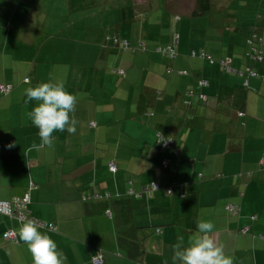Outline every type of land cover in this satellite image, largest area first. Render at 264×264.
Here are the masks:
<instances>
[{"label": "crops", "instance_id": "0c3cea01", "mask_svg": "<svg viewBox=\"0 0 264 264\" xmlns=\"http://www.w3.org/2000/svg\"><path fill=\"white\" fill-rule=\"evenodd\" d=\"M207 5L0 0V84L12 87L0 95V201L28 194L30 215L55 227L38 230L63 264H92L97 252L103 264H180L172 245L187 246L199 219L233 264H264V0ZM175 35L173 58L157 52ZM57 81L76 97V132L54 131L52 147L27 152L41 140L25 89ZM105 194L119 200L90 202ZM20 223L0 214V264H33Z\"/></svg>", "mask_w": 264, "mask_h": 264}, {"label": "clouds", "instance_id": "9594fccd", "mask_svg": "<svg viewBox=\"0 0 264 264\" xmlns=\"http://www.w3.org/2000/svg\"><path fill=\"white\" fill-rule=\"evenodd\" d=\"M25 96V104L32 100L38 102V106L26 115L39 129L41 140L40 144L33 142L27 152L39 151L45 146L52 147L54 131L66 129L70 134L76 132L77 121L69 115L75 111L76 97L66 91L62 82H42L28 87ZM13 146L8 145L9 148ZM152 186L156 190V186ZM38 227L34 220L26 218L18 229L19 239L27 245L33 264H63L62 253L57 251L56 243L47 234H42ZM213 228L211 221L197 220L198 232L188 240L187 246H183V241L172 245L173 261H179L180 264H233L223 246L218 245L210 235Z\"/></svg>", "mask_w": 264, "mask_h": 264}, {"label": "built area", "instance_id": "2783aa9c", "mask_svg": "<svg viewBox=\"0 0 264 264\" xmlns=\"http://www.w3.org/2000/svg\"><path fill=\"white\" fill-rule=\"evenodd\" d=\"M177 36L175 35L173 38H172V42L170 45L164 47V48H161V49H158L157 52H159L160 54L162 55H165L169 58H173L176 53H175V46H176V43H177ZM113 44L122 48V49H127L128 48V44H127V41L126 40H121V39H118V38H113ZM135 50V49H134ZM132 49V51H134ZM137 50H140V51H143L144 50V47L143 46H139L137 48ZM192 57H199V58H202V59H207L210 61V63H213V60L210 56H208L207 54H205L204 52H199V53H196L194 51L191 52L190 54ZM247 57L253 61V62H261L262 60V57L260 54H257L255 53L254 51L250 52L247 54ZM219 66L221 67L222 70L226 71V72H230L231 69H230V61L229 60H221L219 62ZM245 74H247V76H251V75H255L251 69L248 67L245 69ZM197 87L198 88H202L203 86L206 85V82L203 81V80H200L197 82ZM245 86H247V83H245ZM12 87L11 85H6V84H0V95L4 96V95H8L11 91ZM193 91H189L188 94H187V97H192L193 96ZM196 98L198 99V101L200 103H203L205 101V96L203 94H196ZM242 115V114H239V116ZM158 143L160 145V148L161 149H167V148H171L173 149L174 151V154H176V150H175V144L172 140H169V139H164L162 137L159 136V139H158ZM167 161H164L163 162V166L166 167L167 166ZM110 170L111 171H115V165L114 164H110L109 166ZM155 185V184H154ZM156 186V189H157V185ZM151 190H155L152 186V184L150 185H147L145 186L143 189H142V192H139V193H135V192H130L131 194H135V196H140V193H150ZM172 190L169 189L167 190V194H171ZM108 195V194H106ZM30 202V199H29V196L28 194H25L23 195L22 197H14V198H11L10 200H5V201H0V214L3 215V216H6L8 218H11V219H15V220H18V221H23L25 220L26 218L27 219H32L36 222V224L39 226L38 228L40 229H47L49 231H55V227L51 224H46V223H42V222H39L38 220L32 218L30 216V212L28 211V204ZM230 210H232V207L229 208ZM108 215V214H107ZM241 233L244 234L246 231H247V228H242L241 230ZM3 238L8 240V241H13L15 240V236L12 232H6L4 235H3ZM104 260H103V256L101 253H97L96 255L93 256V258L91 259V263L92 264H103Z\"/></svg>", "mask_w": 264, "mask_h": 264}, {"label": "trees", "instance_id": "16d2710c", "mask_svg": "<svg viewBox=\"0 0 264 264\" xmlns=\"http://www.w3.org/2000/svg\"><path fill=\"white\" fill-rule=\"evenodd\" d=\"M203 9H199L197 12L198 13H202L203 11H207V9H208V5H207V0H206V6H203L202 7ZM167 191V190H166ZM117 200H119V198H118V196H113V195H110V194H108V195H102V196H94L93 197V199H91L90 200V202H105V203H114L115 201L117 202ZM29 205V204H28ZM27 208H28V206H27ZM28 211H29V209H28ZM30 212V211H29ZM108 214L109 213V209L108 210H106L105 211V214ZM31 216V215H30ZM6 217V216H5ZM32 217V216H31ZM8 218V217H7ZM33 218V217H32ZM11 219V218H10ZM15 220V219H14ZM18 221V220H17ZM20 222V221H19ZM45 230H47V229H45ZM49 231V230H48ZM53 232V231H52ZM97 253H101V252H97ZM96 253V254H97ZM95 254V255H96ZM102 254V253H101ZM102 256H103V254H102Z\"/></svg>", "mask_w": 264, "mask_h": 264}]
</instances>
